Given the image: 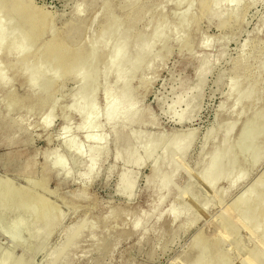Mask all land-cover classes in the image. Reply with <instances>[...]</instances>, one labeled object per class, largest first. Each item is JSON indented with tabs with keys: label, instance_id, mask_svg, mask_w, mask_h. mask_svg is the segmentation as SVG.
I'll return each mask as SVG.
<instances>
[{
	"label": "bare ground",
	"instance_id": "6f19581e",
	"mask_svg": "<svg viewBox=\"0 0 264 264\" xmlns=\"http://www.w3.org/2000/svg\"><path fill=\"white\" fill-rule=\"evenodd\" d=\"M0 1H2L0 10L5 13L8 31L17 32L11 42L4 44L3 36L6 29L0 22V58L3 56L12 61L9 65L20 71L25 78L26 98L35 95V102L44 109L41 113L43 126H45V119L54 112L58 104L57 92L70 80L75 84L67 94L70 98L67 109L62 110L60 114L64 121L62 129L64 132L68 131L67 121L69 115L74 113L79 117L76 129L83 133V139L89 143V147L84 148L80 144L83 141L76 143L74 140L76 136L73 139V135L71 139H64L63 135L61 144L81 158L82 166L78 171L79 176L89 178L96 171L102 157L106 155L108 147L105 133L104 135L90 133L96 128L105 126L110 129L114 137L115 151L113 150V154L116 159L120 156L117 146L121 139H125L128 143L125 151L126 164L142 165L150 158L151 174L145 179V187L153 189L156 198L151 203L150 213L137 216L132 221L131 227L136 231L142 227L139 220L147 223L172 191H175V198L162 212L171 221L183 217L184 221L179 224L180 227L190 228L203 217L211 203H218L225 192L248 177L251 169L261 162L264 156V104L256 107L259 100V82L253 75L244 76L243 68L239 66L232 69L229 80L225 83L226 96L231 99L228 112L231 118L215 128L217 130L213 127L207 128L203 138L201 136V157L197 162L199 168L196 173L194 171L191 175L189 174L184 185L176 187V178L183 170L194 141L196 128L184 127L178 132L167 134L168 136L160 132L152 135L149 134L151 131L149 133L142 131L134 138L133 143L130 142L133 135L132 127L141 122L143 115V110L137 105L138 97L135 91L138 87L134 90L136 87L133 88L131 85L133 78L144 69H152L155 62L162 59L164 53L169 51L170 41H178L179 46L181 44L182 47H187L190 41L184 35L191 23L195 24L201 18L210 17L217 19L219 29L230 26L231 21L238 17L242 10L237 7L242 0H165V2H174L179 8L181 6V11L178 13L175 11L173 24H170L164 15L158 14L156 17L151 15L150 10L139 0H120L119 7L123 11L120 16L115 14V6L110 0H99L103 21L97 34L85 40L86 43L81 40L84 27L80 21L75 27L71 23L73 20L69 21L59 31L54 25V14L36 5L33 0ZM94 1L96 0L78 2L72 11L74 16L78 17L84 7L93 6ZM255 2L256 0H249L251 5ZM194 4L197 5V12L190 13ZM231 4L235 9L230 8ZM143 19L148 21L147 29L140 30L137 24ZM94 20L95 17L90 22L93 23ZM45 33H49L50 37L42 41ZM209 39L202 41L201 45L205 48L209 47L212 40L209 41ZM157 46H160L159 50L156 49ZM192 46L191 44L190 47ZM223 54L224 51L220 50L218 57ZM200 59H204L205 63L201 66L197 65L194 69L195 76L199 77V83H197L199 89L204 83L207 71H210L215 64L207 56L203 55ZM263 65L262 60L260 67ZM3 70L4 67L0 63V87L6 86L9 78L3 76ZM223 78L225 77L221 74L219 84L223 83ZM144 81L145 78H141L140 83L143 85ZM114 83L117 85L113 86ZM99 89L103 90L100 108L96 106ZM22 102L21 98L13 96L6 108L7 110L10 107L12 109L21 108ZM34 104L26 105L27 113H32ZM223 104V102L219 104V109L223 108ZM100 115L103 116V122L98 121ZM148 123L154 124V121L150 120ZM238 125L240 126L235 132ZM246 137L248 146L252 147L248 156L245 155V149L240 148L242 139ZM207 143H211L212 146L208 152L206 151L207 153H204ZM50 154L55 156L52 161L53 165H62L56 151L46 154V157L48 158ZM68 174L69 171L65 170L64 177ZM220 180L225 181V189L216 188ZM252 181L220 210L213 222L209 223L211 230L208 231L209 225H207L194 234L189 248L194 255L179 264H264V171ZM117 185L127 194L132 192L134 178L129 171L121 172ZM40 188L48 192L44 183L36 182L25 189H20L19 186L6 182L3 194L6 195L11 189L16 190L19 192L17 204L25 208L30 203H34L36 208H41L33 214V220L37 222L44 215H51L55 209H53L54 206L47 204L48 199L37 192ZM200 197L202 201L196 204L195 201ZM61 219V216L54 217V215L45 218L39 225L40 231L36 239L40 242L45 240L60 224ZM88 223L89 221L84 220L76 221L65 230L63 233L65 240L52 252L59 257L61 262L69 261L70 251L76 245L83 230L87 228L88 231H92L94 223L91 225Z\"/></svg>",
	"mask_w": 264,
	"mask_h": 264
},
{
	"label": "rangeland",
	"instance_id": "374dc122",
	"mask_svg": "<svg viewBox=\"0 0 264 264\" xmlns=\"http://www.w3.org/2000/svg\"><path fill=\"white\" fill-rule=\"evenodd\" d=\"M33 1L36 5L44 7L43 9L52 15L54 14V25L59 31L69 21L73 20L71 23L74 27L80 21L84 27L81 37L83 43L97 34L103 21L99 0L94 1L93 6L84 7L78 17H75L72 11L82 0ZM110 1L115 6V14L122 15L123 11L119 7L120 0ZM139 2L150 10L151 15L155 17L158 14L166 16L170 24H173V16L181 11V6L180 8L177 7L172 1L139 0ZM248 4H250L249 0H242L237 6L242 8L241 12L225 29L218 28L216 18L204 17L195 24L191 23L186 29V35H184L190 41V44L187 45L188 49L180 44L181 48L178 41H170L168 44L169 51L164 53L163 58L158 59L152 69H144L139 72L131 81L132 87H136L134 90L138 87V91H135L138 97L137 105L143 110L141 122L132 127L131 143L142 131H147L146 133L151 131L149 134L152 135L160 132L166 136L178 132L184 127L196 128L189 155L185 160L183 170L176 178V187L184 185L189 174L191 175L194 171L196 173L199 168L197 162L201 157V141L207 128H218L223 122L231 118L230 113H228L231 99L226 96L227 86L225 83L229 80L234 67L243 68L242 74L244 76L253 75L257 79L260 91L256 107L264 104V65L260 67L262 60L264 61V0H256L252 5ZM230 8L235 9L232 4ZM197 9V5L194 4L190 13H196ZM175 11L177 12L175 13ZM93 17L95 20L91 23ZM0 22L6 29L3 43L11 42L17 32L10 33L8 31L7 19L1 10ZM147 22L146 19L140 21L137 24L138 29H147ZM44 35L42 41L49 39V33ZM208 39L209 41L212 39L211 45L210 48H205L201 42L208 41ZM191 44L192 47H190ZM242 45L244 46L242 47ZM156 49L159 50L160 46H157ZM220 50H223L224 54L218 57ZM203 55L213 60L215 64L210 71H207L204 83L199 89L197 86L199 77L195 76L194 69L197 65L201 66L205 63L204 59H200ZM10 62L12 61L3 56L0 58V63L4 67L2 74L4 77H9L7 85L0 87V264L184 263L194 255L193 251H189L194 234L200 228L204 229L211 221L213 222L220 210L264 171L263 156L261 162L251 169L248 177L225 192L218 203H211L203 217L190 228L182 229L180 227L179 224L184 221L183 217L171 221L162 212L175 198V191H172L163 201V204L157 208L159 211L154 212L151 220L149 219L147 223L139 220L142 227L136 231L131 227L132 221L137 216L150 213L151 203L156 198L154 190L145 187V179L151 174L150 158L145 160L142 165L126 164L125 151L128 143L125 139H121L117 146L120 156L119 159H116L113 154V150L115 151L114 137L110 129L105 126L96 128L90 133L92 135L97 133L104 135L105 133L108 147L107 156L102 157L96 171L89 178L79 176L78 171L82 166L81 158L65 149L61 144L63 135L64 139H71V135H73V139L76 136L74 139L76 143L83 141L80 144L84 148L89 147V143L83 139V133L76 129L79 117L74 113L69 115L68 131L64 132L62 129L64 121L60 114L62 110L67 109V105L70 103L67 94L75 85L74 82L71 80L66 82L65 86L57 92V108L55 107L54 112L45 119V126H43L41 113L44 109L35 102V95L26 98L25 78L20 71L9 65ZM221 74L225 78H223V83L219 84ZM141 78L147 80L144 81L143 85L140 83ZM116 85V83L113 84V86ZM102 91L99 89L96 96V106L99 108L102 106ZM13 96L21 98L23 104H21V108L12 109L10 107L7 110L6 106ZM63 96L64 98H60ZM220 101L224 103L221 109H219ZM31 103H35L33 105L34 111L27 113L26 105H31ZM150 120H153L154 124L148 123ZM98 121L103 122L102 115L99 116ZM211 146V143H207L204 153H207ZM240 148L245 149L246 156L250 154L252 147L248 146L247 137L242 139ZM52 151H56L62 165L52 164L53 157H55L52 154H50L52 157L50 155L48 158L46 157V154ZM65 170L69 171L67 177H64ZM126 170L134 178V186L130 194L123 192L117 185L119 175ZM6 182H11L13 185L19 186L20 189H25L36 182L44 183L48 192L41 188L37 192L48 199L47 204L54 206L53 209H55L51 215H44L39 221L34 222L33 214L41 208H36L34 203L26 205L25 208L17 204L19 192L16 190L12 191L13 189H11L4 195L3 188ZM216 188L225 189V181L220 180ZM201 201L202 198L200 197L195 202L200 204ZM55 214L61 216L60 224L45 240L40 242L36 239L37 233L40 231L39 225L49 216L57 217ZM81 220L89 221V225L93 223L95 225L93 224L92 231H88L87 228L83 230L76 245L70 251L69 261L61 262L59 257L52 252L65 240V234L63 235L65 230L76 221ZM211 229L209 225L208 231Z\"/></svg>",
	"mask_w": 264,
	"mask_h": 264
}]
</instances>
